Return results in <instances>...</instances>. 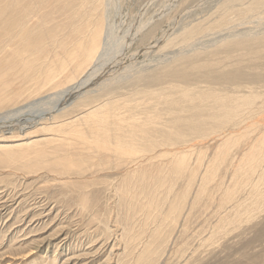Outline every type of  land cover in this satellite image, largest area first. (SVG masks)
Returning <instances> with one entry per match:
<instances>
[{
    "label": "bare ground",
    "instance_id": "bare-ground-1",
    "mask_svg": "<svg viewBox=\"0 0 264 264\" xmlns=\"http://www.w3.org/2000/svg\"><path fill=\"white\" fill-rule=\"evenodd\" d=\"M103 4V0H0V40L7 42H0V50L3 51L0 54V109L65 87V90H59V100L50 102V106L25 104L0 115V126L7 123H45L35 132L45 133V139L18 147V154L10 150L0 151V164L10 163L13 156L22 160L32 159L34 164L23 165L27 172L44 169L66 176L68 180L73 174L80 175L81 168L92 161V165L99 164L92 173L111 171L115 176H122V186L127 194H132L135 186L143 191L147 189V183H152L145 177L147 170L157 169V177L153 176L157 179L154 181L158 183L157 189L164 184H167V189L171 187L168 192L165 190L166 196L174 190V181L190 173L185 191L189 195L195 181L199 186L198 189L192 188L196 190L194 196L190 194L195 201L190 205L192 208L200 201L198 195L202 193L204 183L208 184L216 177L219 165L227 163L218 178L224 185L223 200L227 203L216 205V210L211 211L220 212L225 217L219 219L220 226H210L206 239L200 238L205 235L206 228H198L201 247L209 242V245L217 244L231 230L254 220L258 215L257 208L264 206V33L250 32L222 39L204 51L179 52L152 69L132 72L126 80L104 82L105 78H101L94 83L93 71L98 68L105 46L110 43L104 47L101 45L105 28ZM263 13L264 0H225L208 20L202 22L206 16L201 21L189 23L169 44L190 48L188 44L198 40L203 33L226 29L237 20H248ZM153 34L154 30L148 31L141 42L150 40ZM110 48L112 50L113 47ZM4 70L6 74L2 75ZM26 87L28 94H25ZM49 122L50 127L46 124ZM209 138L212 141L206 144ZM195 141H204L205 144L198 145ZM30 145H38L40 149L30 154L19 153ZM192 149L199 155L198 165L188 169ZM162 172L163 176L159 178ZM101 181L94 183L101 189L113 188L114 193L120 195L123 189L120 184L107 185L104 178ZM238 185L241 189L237 187L234 190ZM185 196L184 193L174 198V204L169 200L165 202L171 204L159 216L161 218L158 217L144 244V251L141 255L138 253L140 257L136 256L133 264H158L159 251L166 248L167 245L164 248L163 244L171 238L175 240L174 232L184 236L183 245L196 233L195 230L189 233V220L183 214L184 204L178 202ZM137 197L135 194L129 196L127 202L130 204ZM233 197L236 202L229 206ZM162 200L164 198L161 197ZM143 207L146 210L147 207ZM162 207L163 211L165 206ZM82 209H85L84 203ZM229 210L234 211L230 212L232 216ZM149 214H145V218ZM103 230L109 233L107 226ZM132 239L128 233L126 242L130 243ZM220 248L218 251L213 249L204 261L202 256L193 262L201 264L208 259L206 263L212 260L213 263L225 264L221 261L227 258L221 257L224 247ZM185 253L186 250L181 249L179 256ZM227 255L232 256L231 253ZM143 256L146 260L141 259Z\"/></svg>",
    "mask_w": 264,
    "mask_h": 264
},
{
    "label": "rangeland",
    "instance_id": "rangeland-1",
    "mask_svg": "<svg viewBox=\"0 0 264 264\" xmlns=\"http://www.w3.org/2000/svg\"><path fill=\"white\" fill-rule=\"evenodd\" d=\"M223 1L225 0H103L104 13L102 17L105 28L102 35L104 40L101 45L104 47L109 41L111 44L109 43L105 46V54L101 58L102 60H100L98 68L93 71V75H95V77H93L94 83L104 78L106 80L104 82L126 80L132 72L135 74L144 69H152V67L159 66L161 63L170 60L174 55H178L182 52L189 53L190 50L191 52L196 50L204 51L215 46L214 44L216 42L218 44L219 41H223L229 37L243 36L250 32L262 34L263 31L264 33L263 13L260 16L258 15L259 17L255 15L254 17L248 18V20L236 19V22H240L237 24L235 22L225 27L226 29L207 32L205 35L203 33L198 40L196 39L188 44L190 48H187L186 45L169 44V42L173 40L184 27L188 26L189 23L201 21L206 16L207 17L203 19L202 22L208 20V18L214 14V11L218 10L219 5ZM208 15L210 16L208 17ZM150 30H154V37L148 41L141 42L143 35ZM1 41H3V44L7 43L4 40H0V42ZM194 44L196 45L194 46ZM109 45L113 47L112 50L108 47ZM184 46L186 49H184ZM1 53H3L2 50H0V54ZM1 58L2 56L0 55V59ZM2 73V75L6 74V70L2 71ZM13 84L16 85L17 82ZM28 87H26L25 94L29 93V91H27ZM62 88L65 90V87ZM60 89L56 88L49 92L42 93L37 97L24 99L17 104L4 106V108L0 109V115L8 111V109L22 108L25 104H27V106L29 104L50 106L51 103L59 100L61 96L58 95L61 92L59 91ZM66 94L67 93H63V95ZM40 97H45V100ZM49 97L53 98L50 99ZM35 113H38V110H35ZM26 117H28V115H26ZM44 124L45 123L40 122L36 125L31 123H22V125L7 123L0 126L2 129H0V151L10 150L14 154H18L17 150L20 149L18 147L43 140V138L45 139V133H35L39 131L38 129L44 126ZM46 124L49 127L51 126L50 122ZM210 139L211 138L206 139L205 143L210 144V141H212ZM203 142L195 141L194 143L198 145L205 144ZM39 149L40 147L38 145H30L25 146L24 150L19 153L30 154ZM207 152H209V150H207ZM190 153L192 154L188 158V169L196 167L198 165L196 160L199 158V155L197 152L193 151V149ZM205 160L206 158L204 162ZM98 162L99 161H96L95 163ZM5 163L9 165L5 166L6 164H0V264H128L129 262L133 264L136 256L139 254L141 255L144 251V247L147 243L146 240H148L147 237L150 235L151 229H153L157 223L158 217L162 216L164 212L167 211L169 204L184 193L186 195L184 199H186H180L178 202L181 201V205H186L187 209L184 206L182 208H185L184 210L187 212L189 211V213H187L183 210V214L185 213L187 221L189 220V233H192L194 230L196 233L189 237L190 239H187V243L183 245L181 241L184 236L181 237L178 231L174 232L173 237L175 240L171 238V240H173L172 243L170 240L168 243L163 244L164 248L167 245V249L165 248L159 251V256L162 261H160L159 258L158 264H195L193 262L195 258L202 259L203 256L204 261L207 254L209 255L213 249H215L214 251H218L220 247V249L224 247V253L221 257L224 256L223 258H225L226 256L228 258L221 260L222 263L264 264V206L262 205L257 208L256 215H258L255 216L254 220L248 224H241L240 227L234 231L231 230V232L227 236L221 238V241L219 240L217 244L209 245V242V244L201 247L200 241H198L199 229L206 228L204 229V231H206L205 235L203 234L204 236L200 237L201 239H206L209 237L207 235H209L210 226H213V224L217 227L220 226L219 221L223 220L222 218L225 217L222 213L219 214L220 212L216 214V212L213 213L211 211L212 209L214 211L216 210V205L223 206L227 203V200H223L222 190H224V185H221L218 180L223 174L227 163L219 165L220 168L218 167L219 171L216 177L208 182V184L204 183L202 189L203 194L200 193L198 195V197L200 196V201L198 205L192 208H190V205L192 206L195 201L191 195L194 196L195 189H198L199 186H197L198 182L195 181L191 185L192 187L190 190L192 192L189 191L190 193L188 195V191H185L187 190L186 183L190 173H185L183 178L177 179V183L174 181L176 184L173 185L174 190L169 192V195L166 196L165 190L168 192L171 187L167 189L168 186L164 184V181L163 184L165 186L163 185L162 187L161 185V187L157 189L158 183L154 182L157 180L154 177H157L156 171L158 172V170H147L145 177L147 179L150 178L148 181L152 183L148 182V185H146L147 189L144 188V191L138 186H135L132 194H127L122 186V176H115L111 171L92 173L97 168L96 165H99H92L94 164L92 161L86 163L81 168L80 175L73 174L69 176L68 180L65 179L66 176L62 177L57 174L55 175L44 169L27 172V169L23 167L25 164H34V160L32 159L22 160L21 158L13 156V158L10 159V163H8V161ZM200 168L199 170H201ZM161 174L159 178L163 176V172ZM102 178L105 179L107 185L111 184V186H115L120 184V187L123 188L120 190V195L119 193H114L115 191L113 188L101 189V186H97L94 183L103 182L101 181ZM225 180L226 179L223 181ZM153 182L155 183L154 187L152 185ZM237 187L240 188V185L234 187V190H237ZM192 188H195L193 189L194 191ZM121 191H123V194H121ZM134 194L138 197L136 200L133 198L132 202L129 204V202H127L129 201V196ZM158 194H160V197ZM173 195L174 197H171ZM177 195L179 196L177 197ZM144 197L146 198L144 199ZM161 197L164 198L162 202L160 201ZM167 200L171 203H165ZM235 202V197H233L230 200L229 206L233 205ZM83 203L85 209H82ZM261 203L262 202L259 204ZM142 204L147 207L146 210ZM147 204L152 205L149 206ZM133 205L134 207H132ZM161 207L165 210L163 209L162 211ZM135 209H138V212H136ZM148 209L151 211L150 214L148 213L150 212ZM158 209L161 210L158 211ZM156 212H158V215L155 216ZM230 212L233 213L234 211L232 212V210H229V214ZM145 214L151 215V217L146 215L149 219L147 222H144V220L147 219L145 218ZM153 216L154 219L152 218ZM160 218L161 217H159V219ZM152 219L155 221H152ZM144 224L147 226H144ZM105 226L109 229L108 234L104 233L105 231L103 228ZM128 233L133 236L132 241L135 243L132 241L130 243L126 242ZM195 241L198 242L196 243ZM133 248L135 250H133ZM195 248H197V250ZM181 249L186 250V253L182 257L179 256ZM202 252L203 254L201 255ZM227 253H231L232 256H234H228ZM170 256L171 258H169ZM141 259L146 260V256L141 257ZM206 261L201 264H219L213 263L212 260L209 263H206ZM139 264L145 263L140 262Z\"/></svg>",
    "mask_w": 264,
    "mask_h": 264
}]
</instances>
